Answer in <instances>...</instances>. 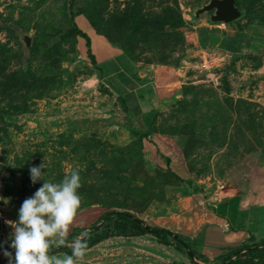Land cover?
I'll return each instance as SVG.
<instances>
[{
	"label": "rangeland",
	"instance_id": "obj_1",
	"mask_svg": "<svg viewBox=\"0 0 264 264\" xmlns=\"http://www.w3.org/2000/svg\"><path fill=\"white\" fill-rule=\"evenodd\" d=\"M211 1L0 0V178L8 201L0 241L11 233L5 221L16 220L41 186L31 183L29 167L43 162L45 180L57 182L72 168L81 175L68 240L72 229L89 230L109 211L130 213L149 232L108 238L76 264H220L246 246L261 248L264 0H235L241 17L234 24L199 13ZM73 27L91 51L92 40L116 46L149 77L151 130L165 144L152 131L136 133L151 101L146 115L125 101L128 113L119 98L125 89L104 80ZM207 57L210 71L201 74ZM160 230L170 233L166 243L151 234ZM53 246L63 256L70 245Z\"/></svg>",
	"mask_w": 264,
	"mask_h": 264
},
{
	"label": "clouds",
	"instance_id": "obj_2",
	"mask_svg": "<svg viewBox=\"0 0 264 264\" xmlns=\"http://www.w3.org/2000/svg\"><path fill=\"white\" fill-rule=\"evenodd\" d=\"M45 164L29 167L33 185L41 186L25 198L17 210V219L5 221L11 233L8 239L0 241V253L7 264H76L83 260L88 248L89 230L68 240L69 227L81 207L79 189L82 180L79 170L72 168L57 182L43 177ZM0 201H8L0 197ZM7 244V247H4ZM69 246L71 252L63 256L51 254L53 245Z\"/></svg>",
	"mask_w": 264,
	"mask_h": 264
},
{
	"label": "trees",
	"instance_id": "obj_3",
	"mask_svg": "<svg viewBox=\"0 0 264 264\" xmlns=\"http://www.w3.org/2000/svg\"><path fill=\"white\" fill-rule=\"evenodd\" d=\"M234 22L235 21L231 22L230 24H234ZM238 28H239L238 30L240 31V33H243V27L238 26ZM71 33H73V35L81 37L82 39H85L86 47L88 49L87 50L88 57L90 61L96 66L95 56L90 49V40L88 36L84 32H82L81 30H78L75 27H73ZM120 50L128 57V55L122 49ZM119 98L122 100L124 108L128 111V113H130L124 102V99L122 97H119ZM141 99L142 98H140V100ZM147 100L148 99L146 100L144 99L145 102L149 103ZM154 104L155 102L152 101L151 105H149L151 106L152 111H151L150 116L147 115L148 120L144 123L143 126H140L136 129L137 130L136 133L141 135V137H146L149 134V132L152 131L151 123H152V119L155 116ZM142 115H146V113ZM134 120L136 121V119ZM150 133L152 134L156 132L152 131ZM100 220H103L104 222L102 223L98 222V224L94 225L91 229H89V236L87 237L88 239L87 249L113 236L138 237V236H143L149 233L143 226L142 222L139 219L133 217L128 212L109 211V212L104 213L100 217ZM111 221H112V224L110 225ZM82 231H84V229L75 228V229H72L70 235L72 234L73 235L72 238H76V235H78ZM151 234L153 236L158 237L161 242L166 243V237L170 233L167 230H163V231H153L151 232ZM177 247L179 250H182L184 246L182 245V243H178ZM243 249L246 251L240 255L236 254L235 259H232L231 255H228L222 259V262L220 264H264V239L262 240L261 248H252L251 246H246ZM55 252H56V248L53 246V251L51 254H54ZM62 252L70 254L71 252L70 246L65 247ZM3 260H6V258H4L2 253H0V262Z\"/></svg>",
	"mask_w": 264,
	"mask_h": 264
},
{
	"label": "crops",
	"instance_id": "obj_4",
	"mask_svg": "<svg viewBox=\"0 0 264 264\" xmlns=\"http://www.w3.org/2000/svg\"><path fill=\"white\" fill-rule=\"evenodd\" d=\"M92 47L94 49L95 47L97 48L98 52H92L95 56L98 70L99 67H103L102 73H100L104 80L106 82L109 81L108 83H113V81H115V84L111 85L116 91H118L117 85H120L119 88L125 89V94L123 95H125L126 98H122L124 99V102L127 100L128 102L132 101L133 105L137 107L136 112L138 115L147 112V106L149 104L145 102L144 99H148V102H156L155 87L152 81L149 80V77H145V73H143L142 76V73L137 70L134 63L131 62L128 57L116 46L113 47L104 41L92 40ZM107 63L111 64L105 68L104 64ZM140 98L142 99L140 100ZM165 138L166 137L161 134L158 135L156 133H152V139L155 140V142L158 139V142H164L163 144H165ZM167 149L169 150L168 147Z\"/></svg>",
	"mask_w": 264,
	"mask_h": 264
},
{
	"label": "water",
	"instance_id": "obj_5",
	"mask_svg": "<svg viewBox=\"0 0 264 264\" xmlns=\"http://www.w3.org/2000/svg\"><path fill=\"white\" fill-rule=\"evenodd\" d=\"M210 11H212V14L209 19L212 23L229 24L241 17V13L235 5V0H213L206 7L202 8L199 13ZM22 41L26 50H28L30 46V37L28 35H24L22 37ZM179 243H182V245L185 246L182 241H179ZM188 254L192 255V252L188 251Z\"/></svg>",
	"mask_w": 264,
	"mask_h": 264
},
{
	"label": "built area",
	"instance_id": "obj_6",
	"mask_svg": "<svg viewBox=\"0 0 264 264\" xmlns=\"http://www.w3.org/2000/svg\"><path fill=\"white\" fill-rule=\"evenodd\" d=\"M212 60L211 58L207 57V58H202L200 63H199V72L201 74H207L210 71L211 65H212ZM3 180L0 178V197H1V190H2V184H3ZM4 214H3V205H2V201H0V222L4 221Z\"/></svg>",
	"mask_w": 264,
	"mask_h": 264
},
{
	"label": "flooded vegetation",
	"instance_id": "obj_7",
	"mask_svg": "<svg viewBox=\"0 0 264 264\" xmlns=\"http://www.w3.org/2000/svg\"><path fill=\"white\" fill-rule=\"evenodd\" d=\"M212 14V13H211Z\"/></svg>",
	"mask_w": 264,
	"mask_h": 264
}]
</instances>
